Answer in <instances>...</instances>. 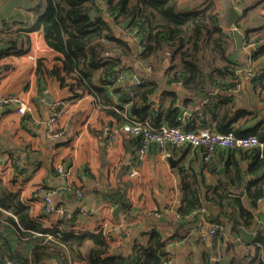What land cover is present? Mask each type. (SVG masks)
<instances>
[{"label": "crops", "instance_id": "1", "mask_svg": "<svg viewBox=\"0 0 264 264\" xmlns=\"http://www.w3.org/2000/svg\"><path fill=\"white\" fill-rule=\"evenodd\" d=\"M95 1L100 16L112 21L107 14L109 0ZM49 4L50 0H0V95L18 100L0 107L3 185L44 228L76 236L101 233L108 257L144 252L155 240L164 244L171 264H216L219 253L224 263L242 256L256 233L264 229V197L253 201L247 193L249 182L264 175V166L259 167L253 151L218 146L206 162L202 147L184 144L161 147L151 142L141 152V136L123 132L124 122L177 125L183 115L185 129L205 127L219 132L216 119L203 109L204 93L194 95L182 83L171 81L167 59L146 64L139 56L140 31H128L127 21L118 24L114 34L127 42L129 54L111 51L126 71L125 88L108 85L105 101L88 88L77 87L72 74L61 83L51 71L56 68L63 74V55L46 43L44 26L39 23L41 18L42 23H50L44 20ZM177 7L181 12L212 8L218 15L219 26L229 34L231 57L240 65L239 80L228 89L213 88L209 95L215 99L231 96L232 101L225 104L231 107L230 114H248L245 122L232 124L235 129L248 132L257 124L264 129V80L261 73H248L251 64L264 66V55L252 57L264 46V0H179ZM231 7L241 12L234 23L236 29H243L240 48L229 27ZM136 78L141 79L139 85ZM144 81L154 84L145 102L140 96ZM19 102L23 113L18 111ZM58 104L61 116L51 125L48 119ZM156 114L159 118L155 120ZM52 128L62 129L61 134L51 136ZM134 168L136 173L131 175ZM215 188L228 195L221 200L222 206L230 196L238 200L237 205L223 208L229 215L224 218L218 214L220 206L207 201ZM76 190L81 191L79 196ZM188 191L203 205L181 214ZM46 197L57 207L73 210V215L47 213ZM240 210L252 214L246 225L237 224ZM213 213L224 225L214 238L203 239L199 224L206 218V230ZM243 231L251 237L245 239ZM13 232L8 229L3 234L8 237V248L26 256L32 244H23L26 240H17ZM39 264L89 263L67 248Z\"/></svg>", "mask_w": 264, "mask_h": 264}, {"label": "trees", "instance_id": "2", "mask_svg": "<svg viewBox=\"0 0 264 264\" xmlns=\"http://www.w3.org/2000/svg\"><path fill=\"white\" fill-rule=\"evenodd\" d=\"M178 1L109 0L107 14L113 20L107 21L100 16L101 8L95 0H50L44 18L45 21L50 19V23H42V18L39 23L44 26L46 43L63 55V74L56 68L51 74L63 84L64 78L72 74L75 79L73 83L77 87L88 88L105 101L108 85L125 88L124 85L117 84L114 78L115 72L122 65L121 59L114 57L111 51L117 49L123 54H129L127 42L114 34L116 26L127 21L128 31L134 28L140 31V58L150 65L167 59L171 81H181L183 87L194 95L198 92L204 93L203 99L206 102L203 103V109H208L209 115L216 119L219 132L232 131L236 136L252 134L264 141V129L258 124L248 132L239 131L232 126L238 120L245 122L248 114L244 111L230 114L231 107L227 105L225 108V104L232 101L231 96L215 99L209 95L213 88L228 89L234 87L235 80H239L237 72L240 65L231 57L229 34L219 26L218 15L212 8L181 12L177 7ZM91 12L95 13L93 17ZM108 42L115 46H109ZM263 49L264 46L252 57L264 55ZM253 60L254 58L251 61ZM260 73V79L264 80V66ZM73 83H70V88L74 92ZM141 85L144 88L140 96L145 102L154 84L144 81ZM134 95L135 93L132 99ZM158 116L156 114L154 119H158ZM244 150L253 151L259 167L264 166V157L259 156L256 148ZM247 193L253 201L264 197V175L249 182ZM208 196V202L220 206L221 211L219 209L218 214L223 218L229 216L224 207H230L231 203L238 204V200L230 196V201L222 206L221 200L228 198V195L216 188ZM184 198L181 214L203 205L193 191L185 192ZM240 215L241 221L237 222L240 226L246 225L252 218L249 211L241 213L240 210ZM211 216L210 222L222 219L216 213ZM220 222L223 226L224 222ZM0 228V258L4 262L39 264L45 257L59 256L62 249L67 248L85 257L89 264H162L166 259H171L170 254L163 248L164 244L157 240L152 248L144 252L108 257L105 256L107 245L101 233L76 236L63 234L54 228H44L31 219L28 207L1 180ZM8 229L14 231V238L17 240H26L23 244H32L26 256L8 248V237L3 235ZM248 246L247 252L242 256L233 257L225 263L220 253L217 254L219 260L216 264H264V229L256 233Z\"/></svg>", "mask_w": 264, "mask_h": 264}, {"label": "built area", "instance_id": "3", "mask_svg": "<svg viewBox=\"0 0 264 264\" xmlns=\"http://www.w3.org/2000/svg\"><path fill=\"white\" fill-rule=\"evenodd\" d=\"M138 28H134L133 31H137ZM128 30V29H127ZM132 31V30H131ZM253 62V61H252ZM248 73L250 75L258 74L262 71L260 67H254L251 64V67L248 68ZM114 78L117 84L124 85L128 81V77L126 75V71L123 68H118V70L114 74ZM141 83V79H135V84L139 85ZM181 81H178L180 84ZM12 102H18L17 99L13 97L5 98L0 95V107L8 105ZM18 111L23 113L25 108L23 107V103L19 102ZM62 108L59 107V104L56 105L55 109L52 110V114L49 117V124H53L60 116H61ZM183 119L184 116H180V123L177 125H158L156 127L148 126L145 123L139 121H130L124 122L120 129L128 133L130 135H140V151L144 150L149 143L156 142L161 147L165 143H170L174 145H189L191 147H202L203 148V161H209L212 157L213 152L216 147L220 146L223 148L229 147H240L243 149L248 148H256L258 150L259 156L264 157V141L258 139L256 135H246V136H236L232 131L227 132H213L208 128H200V130H187L183 128ZM51 136L57 137L61 134L62 129L52 128L50 129ZM59 170H61L59 168ZM135 168L131 170L130 174L134 175ZM75 194L79 196L81 191L76 190ZM47 205L45 207V211L47 213H55L64 217H71L73 215V210H67L64 207H57L54 204H51L50 200L46 197ZM83 212L82 209H80ZM201 221L199 224V230L201 231V238H214L215 235L222 229V224L220 221H213L208 223V227L205 230L204 224L207 222ZM205 230V231H204ZM1 233V228H0ZM216 260H219V257H216ZM4 264H17L12 261H5ZM19 264V263H18ZM162 264H171V259H166Z\"/></svg>", "mask_w": 264, "mask_h": 264}, {"label": "water", "instance_id": "4", "mask_svg": "<svg viewBox=\"0 0 264 264\" xmlns=\"http://www.w3.org/2000/svg\"><path fill=\"white\" fill-rule=\"evenodd\" d=\"M240 11L234 9L233 7L230 8L229 11V27L231 28L232 32L231 35L233 37V40L235 42V46L237 48H240L243 45V29L242 28H235L234 27V23L238 17V15H240ZM251 237L250 234L246 233L243 231V237L246 239V237ZM213 252V251H212ZM0 264H4V261L2 259H0Z\"/></svg>", "mask_w": 264, "mask_h": 264}, {"label": "rangeland", "instance_id": "5", "mask_svg": "<svg viewBox=\"0 0 264 264\" xmlns=\"http://www.w3.org/2000/svg\"><path fill=\"white\" fill-rule=\"evenodd\" d=\"M185 129V128H184ZM209 129V128H208ZM189 130V129H188ZM198 130H200V129H198ZM210 130V129H209ZM78 210H80V209H78Z\"/></svg>", "mask_w": 264, "mask_h": 264}]
</instances>
